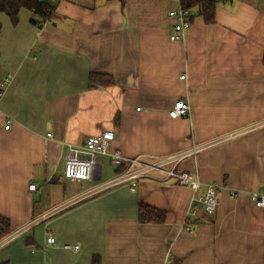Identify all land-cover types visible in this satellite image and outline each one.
<instances>
[{"label":"crops","instance_id":"1","mask_svg":"<svg viewBox=\"0 0 264 264\" xmlns=\"http://www.w3.org/2000/svg\"><path fill=\"white\" fill-rule=\"evenodd\" d=\"M178 8L177 0H56L43 25L29 9L16 24L0 14V80L13 74L0 96V214L17 233L0 261L264 264V207L249 196L264 190V0H219L211 24L192 10L184 38L171 40L169 11ZM91 73L115 83L90 87ZM178 99L191 110L171 118ZM105 129L115 131L113 148L145 161L199 149L175 170L196 173L203 189L220 184L215 213L201 211L186 231L193 190L153 172L135 190L123 182L101 191L118 174L108 156L107 178L102 166L101 180L65 179L66 143ZM140 203L164 210L165 223H140Z\"/></svg>","mask_w":264,"mask_h":264},{"label":"built area","instance_id":"2","mask_svg":"<svg viewBox=\"0 0 264 264\" xmlns=\"http://www.w3.org/2000/svg\"><path fill=\"white\" fill-rule=\"evenodd\" d=\"M177 1L179 2V8L169 11V16L175 20L170 29L171 40H180L184 38L186 31L191 27V11L180 5V0ZM183 77L184 76H182V78ZM12 78L13 74L7 73L0 80V96L3 95ZM190 110L191 106L187 101L184 99H178L173 104V107L169 110V116L171 118L185 117L189 115ZM9 126L10 125L8 122L5 128H9ZM47 137H52V133L49 132ZM114 140L115 131L111 129H105L96 135L87 137L82 143H66L67 149L64 158L63 171L64 178L76 182L101 180L103 166L102 157L108 156L114 166H124L125 169L121 173H118L117 176L111 181L101 184V191L123 182H127L131 190H135L138 181L147 173L153 172L168 178H173L177 184L190 187L193 190L194 196L191 199V208L187 213V220L184 223V228L186 231L193 232L195 230L192 219L197 218L199 222L201 211H204L206 214L215 213L217 208V193L219 191L220 184L208 183L206 184L205 189H203V182L196 173H192L187 170H182L179 172L175 170V165L179 160L185 156H188L189 154L195 155L199 149L193 147L190 152H183L168 157L155 158L152 161H145L142 160V158L139 159V157L126 156L121 150L113 148L112 143ZM169 162L174 163L171 168L166 167ZM29 188L31 190H36L38 186L37 184L32 183L29 185ZM239 192V190H233L231 194L232 196H236L239 194ZM95 193L96 191L90 190L88 193H85L74 201L65 203L50 210L45 216L56 214L60 212L61 209L91 197ZM249 196L251 201L257 207H264V190L260 192H249ZM24 229H26V227L19 231H23ZM15 234L17 233H12L2 240L0 242V246L11 241ZM47 243H55L54 237L48 236ZM71 247L78 249L79 245H65V248Z\"/></svg>","mask_w":264,"mask_h":264},{"label":"trees","instance_id":"3","mask_svg":"<svg viewBox=\"0 0 264 264\" xmlns=\"http://www.w3.org/2000/svg\"><path fill=\"white\" fill-rule=\"evenodd\" d=\"M124 3V0H119ZM219 0H180V5L202 16L206 24L215 21L216 5ZM56 0H0V14L5 13L13 24L18 22L19 11L23 8L31 10L40 18L37 23L49 22ZM2 24L0 22V33ZM90 87H109L115 83L113 76L102 73H91L89 77ZM117 173H121L125 167H118ZM204 212V211H203ZM205 213V212H204ZM166 220V212L157 207L140 203L138 207V221L142 224H163ZM13 233L9 217L0 214V242ZM100 256L93 257V264H100ZM0 264H10L8 261H0Z\"/></svg>","mask_w":264,"mask_h":264},{"label":"rangeland","instance_id":"4","mask_svg":"<svg viewBox=\"0 0 264 264\" xmlns=\"http://www.w3.org/2000/svg\"><path fill=\"white\" fill-rule=\"evenodd\" d=\"M2 15H6L5 13H2ZM102 162H103V179L106 177L107 178V174L110 173V171L112 170L113 166L111 164L108 163V160L106 159L105 156H103L102 158ZM103 181V180H102Z\"/></svg>","mask_w":264,"mask_h":264}]
</instances>
